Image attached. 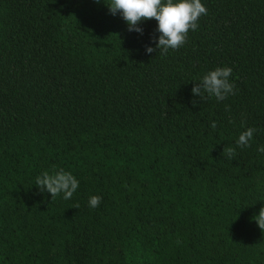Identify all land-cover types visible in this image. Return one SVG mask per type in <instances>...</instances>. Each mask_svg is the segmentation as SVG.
Returning <instances> with one entry per match:
<instances>
[{
  "label": "trees",
  "instance_id": "trees-1",
  "mask_svg": "<svg viewBox=\"0 0 264 264\" xmlns=\"http://www.w3.org/2000/svg\"><path fill=\"white\" fill-rule=\"evenodd\" d=\"M108 2L0 0V264H264V0H201L163 55ZM225 66L234 95L191 94ZM59 169L69 200L34 184Z\"/></svg>",
  "mask_w": 264,
  "mask_h": 264
},
{
  "label": "clouds",
  "instance_id": "clouds-1",
  "mask_svg": "<svg viewBox=\"0 0 264 264\" xmlns=\"http://www.w3.org/2000/svg\"><path fill=\"white\" fill-rule=\"evenodd\" d=\"M109 14H119L126 23L129 31L142 33L139 25L143 21L152 19L156 22L155 48L145 47V53L157 51L163 55L169 49L175 50L185 43L189 30L195 31L197 21L207 11L201 0H109L107 3ZM232 74L230 67H216L204 74L191 88V94L202 98V94L214 97L217 102L234 95V84L229 77ZM216 127L215 121L209 125ZM256 132L255 128L248 127L242 131L235 141L236 147L247 148ZM257 151L264 153V145H258ZM235 154L233 148L226 150L229 159ZM34 184L40 192H46L51 199L60 196L63 200H69L79 187L78 180L71 172L59 169L49 172L43 171L34 179ZM101 197L92 195L87 200V206L91 209L99 206ZM258 228L264 229V207L252 218Z\"/></svg>",
  "mask_w": 264,
  "mask_h": 264
}]
</instances>
